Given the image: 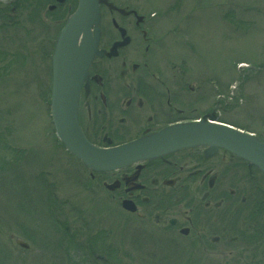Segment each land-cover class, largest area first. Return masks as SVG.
Instances as JSON below:
<instances>
[{
  "label": "rangeland",
  "instance_id": "374dc122",
  "mask_svg": "<svg viewBox=\"0 0 264 264\" xmlns=\"http://www.w3.org/2000/svg\"><path fill=\"white\" fill-rule=\"evenodd\" d=\"M133 1L157 12L160 30L172 31L161 53L169 57L168 66L230 96L220 119L264 142V0ZM1 6L0 264H264V247L257 255L253 242H231L227 249L233 252L221 256L217 247L204 250L191 236L151 220L113 214L102 188L90 185L86 169L54 138L49 111L37 100L38 85L35 95L31 77L39 67L41 76L47 61L37 48L30 51V24L24 19L17 27ZM25 51L34 56L20 67ZM45 188L47 203L40 199ZM48 211L70 230L54 229ZM99 236L105 241L99 242ZM14 239L29 248H20ZM108 246L116 252L112 257L102 250Z\"/></svg>",
  "mask_w": 264,
  "mask_h": 264
},
{
  "label": "flooded vegetation",
  "instance_id": "af4514ba",
  "mask_svg": "<svg viewBox=\"0 0 264 264\" xmlns=\"http://www.w3.org/2000/svg\"><path fill=\"white\" fill-rule=\"evenodd\" d=\"M2 1V12L13 16L17 27L24 19L30 24V51L37 48L40 59L47 61L43 62V74L39 76V67L33 70L31 80H35V95L38 85L37 100L50 115L52 57L59 33L78 0ZM107 4L100 5L97 25L96 47L103 53L94 54L76 99L77 122L90 143L118 145L199 115H223L227 101L220 90L215 95L207 80L198 82L188 72L168 66L170 61L161 57L169 30L156 26L157 14L151 16L145 5L133 0H107ZM94 35L95 26L91 38ZM28 53L21 52L20 67L33 59L34 54ZM206 150L204 146L181 148L112 170L85 171L90 185L103 189L113 214L120 211L135 221L151 220L179 236H191L193 244L204 250L217 247L221 256L233 252L227 248L238 240L253 242V252L261 251L264 175L223 148L211 153ZM124 201L135 210L124 209ZM245 247L240 246L243 251Z\"/></svg>",
  "mask_w": 264,
  "mask_h": 264
},
{
  "label": "water",
  "instance_id": "95a60500",
  "mask_svg": "<svg viewBox=\"0 0 264 264\" xmlns=\"http://www.w3.org/2000/svg\"><path fill=\"white\" fill-rule=\"evenodd\" d=\"M100 1L103 0H79L77 10L58 37L53 56L52 119L57 136L66 149L88 168L110 170L183 147L208 146L209 152L222 147L256 166L264 174V143L222 122L210 123L217 120L216 114L208 118L204 116L197 122L167 127L152 136L108 149L97 148L84 138L76 120L75 100L77 82L87 73L92 54L84 47L85 37L79 47L76 44L80 33L86 36L91 26L97 24ZM66 88L73 90L66 92ZM124 207L128 208V205ZM16 242L27 247L21 241Z\"/></svg>",
  "mask_w": 264,
  "mask_h": 264
},
{
  "label": "trees",
  "instance_id": "16d2710c",
  "mask_svg": "<svg viewBox=\"0 0 264 264\" xmlns=\"http://www.w3.org/2000/svg\"><path fill=\"white\" fill-rule=\"evenodd\" d=\"M48 196H49V192H48ZM48 196H47V197H48ZM47 197H44V196L42 195L40 199H41L42 201L45 200L46 203H47V200H46ZM45 207H46V206H45ZM34 209H36V208H34ZM46 209H47V207H46ZM48 215H50L49 211H48Z\"/></svg>",
  "mask_w": 264,
  "mask_h": 264
}]
</instances>
